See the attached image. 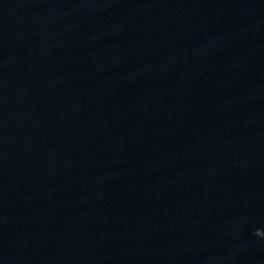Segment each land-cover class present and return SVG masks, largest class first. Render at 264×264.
Listing matches in <instances>:
<instances>
[{"label": "water", "instance_id": "1", "mask_svg": "<svg viewBox=\"0 0 264 264\" xmlns=\"http://www.w3.org/2000/svg\"><path fill=\"white\" fill-rule=\"evenodd\" d=\"M0 264H264V0H0Z\"/></svg>", "mask_w": 264, "mask_h": 264}]
</instances>
